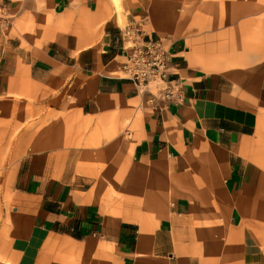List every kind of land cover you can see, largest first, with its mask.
Segmentation results:
<instances>
[{"label": "crops", "instance_id": "0c3cea01", "mask_svg": "<svg viewBox=\"0 0 264 264\" xmlns=\"http://www.w3.org/2000/svg\"><path fill=\"white\" fill-rule=\"evenodd\" d=\"M5 1L10 24L0 27V177H9L1 192L12 195L14 209L9 212L3 197L2 264H37L50 238L98 240L139 264H209V258L225 256L231 234L241 241L246 213L250 225L258 224V215L264 216V178L254 158L257 140L264 138V116L253 108H264V100L255 99L258 77L248 79L249 90L237 99L223 81L229 79L205 71L184 39L168 36L174 25L210 29L220 21L161 20L166 0ZM132 27L147 39H161L182 101L151 102L124 79V30ZM236 30L227 29L228 38L217 43L220 56L232 57L236 42L229 33ZM48 85H62L73 113L90 119L92 128H108L114 116L117 129L129 121L127 139L101 143L105 169L83 173V151L76 146L18 154L46 141L33 133L10 138L18 99L28 96V87ZM119 147L126 151L120 160ZM111 176L120 178V200L102 179Z\"/></svg>", "mask_w": 264, "mask_h": 264}, {"label": "rangeland", "instance_id": "374dc122", "mask_svg": "<svg viewBox=\"0 0 264 264\" xmlns=\"http://www.w3.org/2000/svg\"><path fill=\"white\" fill-rule=\"evenodd\" d=\"M233 4L236 5L233 6ZM262 6H264V0H166L161 5L160 19H167L172 24H178L185 18L220 21L221 26L210 29H200L199 26L189 27L188 24L174 25L168 36L184 39L194 53L195 62L205 71L218 73L229 79L223 81H226L230 92L238 93L237 99L242 100L243 94L249 90L248 79L253 76L258 77L256 82L258 92L255 99L261 102L264 100L260 95L264 91V7ZM125 25V22L119 23L121 29ZM229 28L239 30L229 33L236 42V46L232 57L227 59L217 53V43L228 38L226 31ZM248 29L255 32L251 33ZM33 45L40 47V44L36 42ZM254 65H257L259 69L253 71ZM18 100L20 104L16 108L14 119L17 122V128L12 130L10 138L22 136L26 138L28 133H33L34 138L46 139L41 143L25 146V150L18 153L20 156L28 149L29 152L34 149L35 153L47 154L76 146L83 151L79 166L83 173H89L90 168L105 169L106 167L107 157L105 153L99 151L103 141L108 143L110 140L127 139L124 132L128 127V120L121 124L122 129H117L115 116L108 119V128H92L90 119H80L73 113V100L71 97L64 96L62 85L28 87V96L19 97ZM247 105L249 106V103ZM253 108L264 116V108L261 106ZM74 138L79 141L77 144H66L72 143ZM58 139L60 142L57 146H51V143L47 142V140L52 142ZM13 146L7 149L11 152ZM91 148L98 149L97 155L90 153ZM254 152L256 167L264 178V138L257 140ZM116 153L120 160L126 151H122L119 147ZM114 173L113 170L111 174ZM102 179L111 183L113 197L120 200L121 194L118 191L120 178L111 176ZM8 181V176L0 177V208L4 197L5 203L10 202L9 205L6 204L10 208L9 212H13L12 195L6 194L7 191L1 192L2 189L7 190ZM88 185V182L84 184L85 187ZM250 217L249 213H246L241 241L237 242V238H234V236L237 237L236 233L231 234L233 239H227L225 242V256L209 258V264H264V218H262L264 216L258 215L257 225L249 224ZM220 248L223 246L221 245ZM249 253H253V256H249ZM2 262L4 261L1 258L0 264ZM37 264H139V262L137 259L133 261L122 255L113 254L111 248L100 244L98 240L72 243L50 238L49 244L40 252Z\"/></svg>", "mask_w": 264, "mask_h": 264}, {"label": "built area", "instance_id": "2783aa9c", "mask_svg": "<svg viewBox=\"0 0 264 264\" xmlns=\"http://www.w3.org/2000/svg\"><path fill=\"white\" fill-rule=\"evenodd\" d=\"M10 24L9 5L0 0V27ZM128 46L120 70L124 79L149 96V101L161 98L180 102L183 92L176 80L170 77V57L161 39H147L138 27L124 30Z\"/></svg>", "mask_w": 264, "mask_h": 264}]
</instances>
